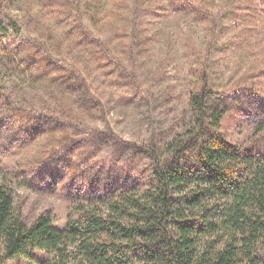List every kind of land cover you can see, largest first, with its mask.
<instances>
[{
  "label": "trees",
  "instance_id": "16d2710c",
  "mask_svg": "<svg viewBox=\"0 0 264 264\" xmlns=\"http://www.w3.org/2000/svg\"><path fill=\"white\" fill-rule=\"evenodd\" d=\"M173 1L208 18L201 0ZM167 6L158 0H0L1 69L57 86L49 91L48 110L16 108L0 90V124L7 118L20 129L28 122L38 132L73 127L85 133L78 141L100 144L101 134L87 130L84 119L102 109L88 75L97 67L124 75L123 47L142 51L152 39L136 18L163 14ZM13 9L19 14L7 20ZM231 11L236 14V6ZM197 76L186 92L180 130L132 149L150 160L140 177L123 170L108 182L109 174L98 177L100 166L89 173L74 169L101 195L76 199L63 227L50 211L27 221L2 180L0 264L14 258L38 264H264V151L226 140L223 93L211 89L203 66ZM240 107L246 111L244 102ZM68 138L57 136L55 143L66 145ZM41 157L48 162L49 156ZM36 249L49 257L38 261Z\"/></svg>",
  "mask_w": 264,
  "mask_h": 264
},
{
  "label": "rangeland",
  "instance_id": "374dc122",
  "mask_svg": "<svg viewBox=\"0 0 264 264\" xmlns=\"http://www.w3.org/2000/svg\"><path fill=\"white\" fill-rule=\"evenodd\" d=\"M158 1L168 4L163 14L140 13L136 18L152 39L142 51L123 47L124 75H118L116 67L115 72L93 68L88 75L102 109L93 117L85 114L84 119L87 130L101 134L100 144L78 141L85 133L80 135L73 127L38 132L28 122L20 129L7 118L0 124V182L13 189L27 221L50 211L54 224L63 227L76 199L101 195L97 184L81 182L74 169L89 173L100 166L98 177L109 174L108 182L123 170L135 178L149 170L150 160L132 149L161 140L169 130H180L186 92L198 80L201 66L207 70L211 89L223 93L227 112L221 132L226 140L249 151H264V0H201L208 17L204 20L188 6ZM17 14L13 9L7 20ZM52 88L57 90L46 82L10 76L0 67V90L15 99L16 108L48 110ZM3 113L0 110V120ZM41 121L48 122L45 117ZM63 134L70 137L66 145L55 143ZM43 154L49 156L46 163L40 159ZM34 255L38 261L49 257L39 249ZM4 264L38 263L14 258Z\"/></svg>",
  "mask_w": 264,
  "mask_h": 264
}]
</instances>
